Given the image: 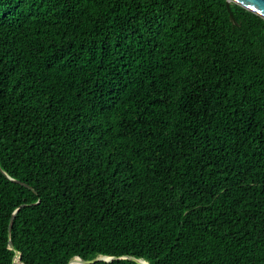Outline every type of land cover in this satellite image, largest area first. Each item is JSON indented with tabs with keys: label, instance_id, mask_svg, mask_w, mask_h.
Wrapping results in <instances>:
<instances>
[{
	"label": "trees",
	"instance_id": "16d2710c",
	"mask_svg": "<svg viewBox=\"0 0 264 264\" xmlns=\"http://www.w3.org/2000/svg\"><path fill=\"white\" fill-rule=\"evenodd\" d=\"M230 9L0 0V264H264V18Z\"/></svg>",
	"mask_w": 264,
	"mask_h": 264
},
{
	"label": "water",
	"instance_id": "95a60500",
	"mask_svg": "<svg viewBox=\"0 0 264 264\" xmlns=\"http://www.w3.org/2000/svg\"><path fill=\"white\" fill-rule=\"evenodd\" d=\"M231 2L235 3L237 5H240V6L244 7V8H246L247 10L255 13L256 15L264 18V0H226L227 11L229 13L230 20L233 23H235L236 21H235V18L233 16L232 12H231V9H230V3ZM6 176L8 177V175H6ZM20 184L24 185L26 188H28L30 190L32 189L30 186L26 185L23 182H20ZM20 207H18L14 211V213H13L11 219H10L9 227H8L9 231L11 230V226H12V222H13L14 216H15L16 212L18 211V209ZM9 246L13 249L12 264H24L21 261V258H20V255L18 254V252L13 248V244H12L11 241H9ZM124 258H126V259H128L131 262L136 263V264H149L148 262H146L143 259H135V258L128 257V256H126ZM115 259H116V257H110V256H100V257H97V258H94V259H91V260H83L80 257H75L72 260L68 261L66 264H93V263H96L98 261L111 262V261H113Z\"/></svg>",
	"mask_w": 264,
	"mask_h": 264
},
{
	"label": "bare ground",
	"instance_id": "6f19581e",
	"mask_svg": "<svg viewBox=\"0 0 264 264\" xmlns=\"http://www.w3.org/2000/svg\"><path fill=\"white\" fill-rule=\"evenodd\" d=\"M17 257V256H16Z\"/></svg>",
	"mask_w": 264,
	"mask_h": 264
}]
</instances>
